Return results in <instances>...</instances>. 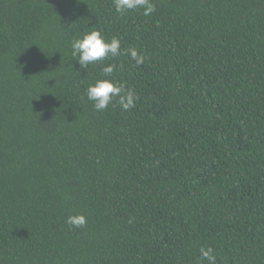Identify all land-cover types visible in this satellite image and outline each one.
I'll return each instance as SVG.
<instances>
[{
	"label": "trees",
	"instance_id": "obj_1",
	"mask_svg": "<svg viewBox=\"0 0 264 264\" xmlns=\"http://www.w3.org/2000/svg\"><path fill=\"white\" fill-rule=\"evenodd\" d=\"M151 2L0 0V264H264V0ZM91 30L144 63L81 68Z\"/></svg>",
	"mask_w": 264,
	"mask_h": 264
},
{
	"label": "clouds",
	"instance_id": "obj_2",
	"mask_svg": "<svg viewBox=\"0 0 264 264\" xmlns=\"http://www.w3.org/2000/svg\"><path fill=\"white\" fill-rule=\"evenodd\" d=\"M117 13H127L133 10H142L145 17L151 16L155 12V5L151 0H113ZM72 56L76 58L79 66L87 70L90 63L102 62L109 58L120 55H128L135 61L136 65L144 63L145 57L140 55L135 47L126 50L121 49V42L118 38L112 37L105 40L98 30L85 32L82 36L71 42ZM115 65L107 64L101 69V78L88 85L86 89L87 99L93 102V107L97 111H103L113 102L114 98L124 111L135 107L137 95L132 89H127L122 83H117L114 79H109L115 70ZM73 228L79 229L86 225V217L83 214H74L66 217L65 221ZM131 223V221H129ZM202 260L208 264H216V256L213 249H200Z\"/></svg>",
	"mask_w": 264,
	"mask_h": 264
}]
</instances>
